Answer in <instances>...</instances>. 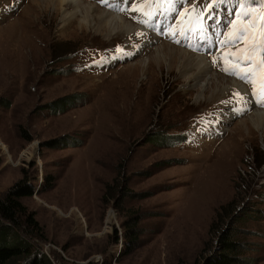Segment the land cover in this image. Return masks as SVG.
I'll return each mask as SVG.
<instances>
[{"label": "rangeland", "instance_id": "rangeland-1", "mask_svg": "<svg viewBox=\"0 0 264 264\" xmlns=\"http://www.w3.org/2000/svg\"><path fill=\"white\" fill-rule=\"evenodd\" d=\"M81 2L132 31L110 37L95 21L81 30L80 15L63 29L60 10L0 0V197L26 174L34 194L22 203L40 225L20 237L53 264H194L232 232L242 264H264V127L239 123L264 107L238 116L234 87L210 98L206 83L148 59L162 45L202 57L251 101L248 84L212 63L240 0L207 16L204 32L187 11L206 14L205 0L157 4L151 20ZM177 27L194 30L177 44L167 34Z\"/></svg>", "mask_w": 264, "mask_h": 264}, {"label": "snow or ice", "instance_id": "snow-or-ice-1", "mask_svg": "<svg viewBox=\"0 0 264 264\" xmlns=\"http://www.w3.org/2000/svg\"><path fill=\"white\" fill-rule=\"evenodd\" d=\"M99 2L115 12H138L140 16L151 20L154 19L151 13L153 7L160 3H167L175 8L177 0H142V3L136 7H133L136 0H99ZM188 2L191 3V0ZM229 3L230 0H205L204 8L208 9V12L205 14L203 9L191 8L187 11V23L195 24V30L207 31L206 17ZM237 7L238 11L229 10L230 19L227 29L218 33V37L222 36L223 39L218 38L217 46L222 45L223 51L219 56L216 53L212 54V63L213 65L219 63L220 70L226 75L235 77L251 87V101L239 92L233 94L234 100L231 101L234 105L233 111L238 116H243L251 110L248 108L250 103L264 107V0H240ZM141 8L144 10L141 11ZM180 15L184 16L185 13L181 12ZM185 22L182 20V25ZM152 27L154 31H158L157 26ZM192 30L194 29L191 27H177L170 29L167 34L173 42L180 44L181 40L176 39L177 35L186 38L188 31ZM138 35L142 36L143 33ZM241 45L245 46L241 47ZM232 49L235 50L232 51ZM116 52L122 55L128 54L122 48H117Z\"/></svg>", "mask_w": 264, "mask_h": 264}, {"label": "bare ground", "instance_id": "bare-ground-1", "mask_svg": "<svg viewBox=\"0 0 264 264\" xmlns=\"http://www.w3.org/2000/svg\"><path fill=\"white\" fill-rule=\"evenodd\" d=\"M36 1L39 5V8L43 9L45 7L44 10L46 11L48 9H52V11L57 10V12L58 10H60V14L62 16L63 29H66L68 26L71 25L75 26V21L80 15L82 17L79 18L80 20L78 21V25L76 27L81 30H84V28L87 27L88 22L95 21V26L97 29L96 30L94 28L95 31H98L100 33L105 31L110 37L113 35L127 34L132 31V26L121 18L106 13L105 11H102L93 5H85L81 2L82 0ZM40 2L44 3L43 7L41 6ZM69 6L73 7V10L71 12L68 11ZM57 15L59 16V14ZM148 59L154 61L153 63L156 69L160 72L164 68H167L168 75L172 74L174 71H177L178 75L184 77L185 79H190L192 83H206L207 87L213 90V95L210 98H214L218 95L225 96L226 92L232 87L234 88L229 90L228 93L232 91H240V86L236 82V84H234V82L225 77L218 76L216 74H211L208 71V64L205 63L202 57L199 58L193 56L179 48L177 49L173 46L171 47L169 45H162L160 47H157L154 53ZM203 89L205 90V88ZM200 98L201 96H199L198 99ZM256 111H254L255 113L253 112L254 114L252 113L253 115L251 114L252 116L248 119L239 122L241 123V126L246 127L247 131L250 130V128L256 129L259 127H264V112Z\"/></svg>", "mask_w": 264, "mask_h": 264}, {"label": "trees", "instance_id": "trees-1", "mask_svg": "<svg viewBox=\"0 0 264 264\" xmlns=\"http://www.w3.org/2000/svg\"><path fill=\"white\" fill-rule=\"evenodd\" d=\"M33 194L34 188L29 185L25 174L3 198L0 197V264H53L45 254L39 253L36 249H33L31 244L26 243L18 232V230L27 226L33 230H39L40 228L34 214L29 212L28 208L22 203L23 198L31 197ZM24 219L26 222H24ZM212 232L211 229L210 233ZM231 234L232 232L221 233L216 250L206 258L203 256L207 250H204L202 257L196 259L194 264L248 263L249 260L243 258L242 251L244 247L242 242L234 239ZM136 238L135 234L134 242ZM178 264L186 263L179 262Z\"/></svg>", "mask_w": 264, "mask_h": 264}]
</instances>
